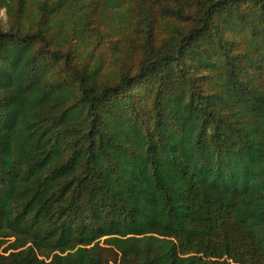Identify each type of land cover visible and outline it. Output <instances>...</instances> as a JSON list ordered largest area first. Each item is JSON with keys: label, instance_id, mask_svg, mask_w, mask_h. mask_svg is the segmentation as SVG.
Segmentation results:
<instances>
[{"label": "trees", "instance_id": "obj_1", "mask_svg": "<svg viewBox=\"0 0 264 264\" xmlns=\"http://www.w3.org/2000/svg\"><path fill=\"white\" fill-rule=\"evenodd\" d=\"M0 264H264V0H0Z\"/></svg>", "mask_w": 264, "mask_h": 264}, {"label": "rangeland", "instance_id": "obj_2", "mask_svg": "<svg viewBox=\"0 0 264 264\" xmlns=\"http://www.w3.org/2000/svg\"><path fill=\"white\" fill-rule=\"evenodd\" d=\"M0 20H1L2 24H4V25L7 24V17H6V14H5V9H2L0 11Z\"/></svg>", "mask_w": 264, "mask_h": 264}]
</instances>
